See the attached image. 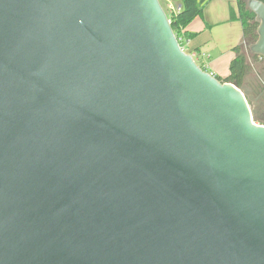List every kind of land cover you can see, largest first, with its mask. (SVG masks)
Listing matches in <instances>:
<instances>
[{
  "label": "water",
  "instance_id": "95a60500",
  "mask_svg": "<svg viewBox=\"0 0 264 264\" xmlns=\"http://www.w3.org/2000/svg\"><path fill=\"white\" fill-rule=\"evenodd\" d=\"M260 97L160 0H0V264H264Z\"/></svg>",
  "mask_w": 264,
  "mask_h": 264
},
{
  "label": "crops",
  "instance_id": "0c3cea01",
  "mask_svg": "<svg viewBox=\"0 0 264 264\" xmlns=\"http://www.w3.org/2000/svg\"><path fill=\"white\" fill-rule=\"evenodd\" d=\"M212 1L205 5L203 16L196 17L186 28L193 33L186 46L189 52L206 53L207 57H200L197 62L209 72L224 78L229 74L230 62L236 55L235 46L243 42V27L238 17L232 18L231 9L238 16L237 0L234 3L228 1L227 6L217 0L210 7Z\"/></svg>",
  "mask_w": 264,
  "mask_h": 264
},
{
  "label": "trees",
  "instance_id": "16d2710c",
  "mask_svg": "<svg viewBox=\"0 0 264 264\" xmlns=\"http://www.w3.org/2000/svg\"><path fill=\"white\" fill-rule=\"evenodd\" d=\"M180 6V10L176 13L168 15L171 27L177 38L185 40L190 39L193 33H189L186 29L189 24L199 16H203L205 5L209 0H172ZM264 1V0H263ZM232 18H239L243 27V42L235 46V57L230 62L229 74L220 80L231 82L237 86H242L246 83L248 73V55L246 45L256 40L258 23L255 21V13L247 6V0H237V14L234 9H231ZM253 57L259 58L258 55L252 54ZM204 68V67H203ZM205 69V68H204ZM257 116L255 119L257 120Z\"/></svg>",
  "mask_w": 264,
  "mask_h": 264
},
{
  "label": "rangeland",
  "instance_id": "374dc122",
  "mask_svg": "<svg viewBox=\"0 0 264 264\" xmlns=\"http://www.w3.org/2000/svg\"><path fill=\"white\" fill-rule=\"evenodd\" d=\"M217 0H213L210 5V7L213 5L214 2ZM223 1L225 6L228 1H231L234 3V0H220ZM160 3L162 7L164 8L167 15H170V9L168 7V0H160ZM174 6L177 5L175 2H173ZM218 28V27H217ZM246 45V44H245ZM247 50V48H246ZM248 55V73L246 78V83L254 87V92L256 95L261 94V97L259 99V105L257 106V114L258 117L257 120L255 119V122L259 124H264V58H255L253 55L249 52H246ZM212 71V70H211ZM263 92V93H262ZM255 116V117H256Z\"/></svg>",
  "mask_w": 264,
  "mask_h": 264
},
{
  "label": "built area",
  "instance_id": "2783aa9c",
  "mask_svg": "<svg viewBox=\"0 0 264 264\" xmlns=\"http://www.w3.org/2000/svg\"><path fill=\"white\" fill-rule=\"evenodd\" d=\"M168 7H169V9H170V13H172V12H173V13H176L177 11L180 10V6H177V5L174 6L172 0H168ZM178 40H179V39H178ZM186 41H187V40H185V39H183V38H180V40H179V44H180V46L182 47V49H183L185 52L190 53L196 61H198V58H200V57H207V54H206V53H200V52H198V51H192V52H189V51L187 50ZM261 58H263V57H261ZM197 63H198V62H197ZM198 64H199V63H198ZM199 66L202 67L200 64H199ZM202 68H203V67H202ZM204 68H205V67H204ZM205 70H207V69L205 68Z\"/></svg>",
  "mask_w": 264,
  "mask_h": 264
}]
</instances>
